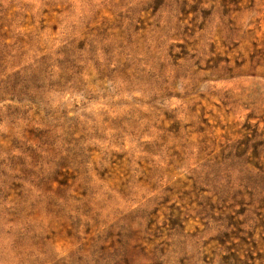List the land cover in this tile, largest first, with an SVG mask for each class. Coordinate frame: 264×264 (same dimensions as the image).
I'll use <instances>...</instances> for the list:
<instances>
[{"label":"rangeland","instance_id":"374dc122","mask_svg":"<svg viewBox=\"0 0 264 264\" xmlns=\"http://www.w3.org/2000/svg\"><path fill=\"white\" fill-rule=\"evenodd\" d=\"M0 264H264V0H0Z\"/></svg>","mask_w":264,"mask_h":264}]
</instances>
